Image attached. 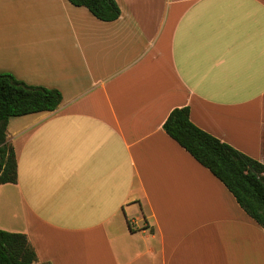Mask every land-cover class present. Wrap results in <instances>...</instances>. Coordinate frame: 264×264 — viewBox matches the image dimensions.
<instances>
[{"label":"crops","instance_id":"0c3cea01","mask_svg":"<svg viewBox=\"0 0 264 264\" xmlns=\"http://www.w3.org/2000/svg\"><path fill=\"white\" fill-rule=\"evenodd\" d=\"M0 0V73L56 89L10 117L0 229L37 264H264V229L162 129L190 121L264 165V0ZM6 20V22H2Z\"/></svg>","mask_w":264,"mask_h":264},{"label":"trees","instance_id":"16d2710c","mask_svg":"<svg viewBox=\"0 0 264 264\" xmlns=\"http://www.w3.org/2000/svg\"><path fill=\"white\" fill-rule=\"evenodd\" d=\"M86 8L103 22L116 20L115 0H67ZM61 102L56 89L28 85L9 73H0V184L17 180V162L6 139L10 117L53 111ZM163 131L195 161L209 170L232 194L241 209L264 229V165L195 126L188 107L173 109ZM0 264H37L35 251L25 234L0 229Z\"/></svg>","mask_w":264,"mask_h":264},{"label":"rangeland","instance_id":"374dc122","mask_svg":"<svg viewBox=\"0 0 264 264\" xmlns=\"http://www.w3.org/2000/svg\"><path fill=\"white\" fill-rule=\"evenodd\" d=\"M2 22H4V23H5V22H6V20H3Z\"/></svg>","mask_w":264,"mask_h":264}]
</instances>
